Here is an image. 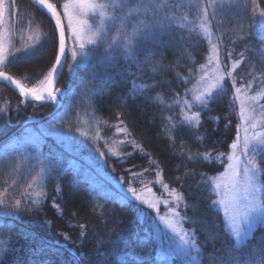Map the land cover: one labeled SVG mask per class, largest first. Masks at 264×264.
<instances>
[{"label": "trees", "instance_id": "trees-1", "mask_svg": "<svg viewBox=\"0 0 264 264\" xmlns=\"http://www.w3.org/2000/svg\"><path fill=\"white\" fill-rule=\"evenodd\" d=\"M50 1L57 6L56 0ZM233 3L231 10L221 11L215 18L212 16L215 9L209 6L213 3L208 0H200L201 8L207 7L208 17H204L198 9H188L186 4L176 13V39L154 49L155 67L150 62L142 61L141 70L133 66L130 68L131 74L125 72L124 76H119L114 73L112 80L103 86H96L91 94L85 89L96 85L92 72H101V69L82 64L71 76L69 72L66 74L59 86L64 87L65 80L68 81L59 111L62 113L65 107H71L60 124V131H67L71 125L72 135L85 140L81 133H87L90 139H87L86 145L80 144L69 150L59 137L56 136L60 140L59 146L46 137L41 151L45 157L51 154L57 158L62 171L59 177L55 171L49 173L47 178L40 180L39 186L33 184L32 189L28 188V184L33 183V178L43 176L41 165L23 158L12 160L11 166L7 161H0V193H4L5 188L12 185L18 176L12 171V166H19L24 175L19 187L7 193L8 199L14 201L29 191L33 199L37 192L43 197L40 212L22 211L19 216L0 217V239L10 240L18 249L4 258V264H24L26 260L29 264H39V261L45 264H161L153 238H144L145 228L140 222L138 205L131 202L123 206L114 197L100 194L81 175L83 167L77 172L69 167L72 159L78 162L88 159L93 168H99L100 173L114 182L123 177V186L134 177L135 188L149 186L156 196L169 197L174 208L177 205L171 193L175 188L184 199L177 210L189 218L181 221L177 217L179 225L185 232L195 233L194 243L200 249L192 251V256L197 258L192 264H220L230 256L247 259L249 252L254 253L264 246V224H256L250 236L236 245L221 210L217 206L209 207L216 201L217 195L214 192L208 194L197 187L200 173L214 177L224 170L229 145L237 136L239 117L231 79L226 81V94L211 105L213 110L199 117L201 123L197 137L190 135L196 128L195 122L191 129L173 127L175 121L198 111L195 104L190 111L185 101L192 99V90L198 86L210 53V42L204 28H208L217 46L224 74L225 69L231 71L234 61L242 60L236 67L237 72L233 73L236 83L246 81L240 75L242 73L264 82V75L261 74L264 35H261L259 23H249L255 19L254 8L257 13L264 10V2L255 0L253 4L252 0H233ZM28 5L27 0H9L12 51L19 55L7 61L1 70L31 85L54 61L50 36L55 29L52 22L39 11L33 12L31 17ZM216 5L218 7L219 3ZM32 18L41 36L39 44L43 43V47L39 55L27 57L21 53L25 46V33L30 24L33 27L30 23ZM241 26L246 33L240 31ZM181 34L183 39L180 38ZM164 40L167 41L168 37H164ZM144 47L151 48V44ZM229 52L232 53L231 60L228 58ZM100 60L101 53H96L91 64H97ZM119 63L122 69L128 68V62L124 59ZM156 82L160 83V87H154ZM21 100L12 89L0 83V154L15 155L17 145L22 140L10 149L2 150L1 146L21 134L18 129L26 119L42 117L47 113V106L33 108L29 103L21 113H17L16 108H22ZM230 101L233 102L231 112ZM53 116L48 121L55 123ZM210 117L218 118V127ZM229 122V127L225 128ZM30 127L33 129L32 124L26 128ZM205 132L206 136L203 135ZM101 152L105 155L101 156ZM112 152L115 154H110ZM209 152L214 163L188 159L190 154ZM193 170L195 175L192 174ZM157 172L160 173L159 182ZM134 173L137 175L134 176ZM261 181L264 196V176H261ZM58 185L61 191H57ZM54 198L60 208L53 207ZM185 206L186 213L183 211ZM46 220L52 222L51 226L45 223ZM80 224L87 226L82 245ZM98 241H103L99 249ZM186 262L189 261L175 258L171 264Z\"/></svg>", "mask_w": 264, "mask_h": 264}, {"label": "snow or ice", "instance_id": "snow-or-ice-1", "mask_svg": "<svg viewBox=\"0 0 264 264\" xmlns=\"http://www.w3.org/2000/svg\"><path fill=\"white\" fill-rule=\"evenodd\" d=\"M255 4V0H252ZM36 6H43L51 13V17L55 20V31L51 33L50 39L53 46L52 56L55 62L51 64V68L45 77V86L42 88H25L15 81L12 76L7 75L3 70H0V78L4 81H9L15 84L19 89V95L24 99L21 103L24 104L29 98L35 102L50 103L54 109L58 104H63V99L67 92L68 81L65 80L64 87H56L60 83V76L63 73L64 64L68 62V54L65 46V26L62 25L61 17H67V31L71 33L74 44L77 46L71 52L72 63L69 64V75L77 69L79 65H91L93 69L99 68L101 72L93 70L92 77L97 82L93 88L85 89V92L91 94L96 86H103L108 81L113 79V74L124 76L125 72L130 73L131 67H136L141 70L142 61H147L155 67V52L154 49L172 43L176 37L175 21L176 13L186 5L182 0H70V3L63 4V12H57V6L48 3L47 0H34ZM215 9L212 14L213 18L221 11L231 10L234 6L233 0H219L217 7L214 2L209 5ZM239 7L238 4L235 5ZM188 9H198L203 12L204 17H208L207 7L201 8L200 0H188ZM3 11V0H0V12ZM254 21L249 23H259L261 25V35H264V10L258 13L253 10ZM57 31L59 33V51H56ZM241 32L246 33V29L240 27ZM164 37H168L165 41ZM183 39V34H181ZM151 44V48H146L144 45ZM43 43L33 45L25 49L24 55L32 57L39 55ZM96 53H101V60L97 64H91L92 58ZM17 56L19 53L16 54ZM242 55V54H241ZM228 58L232 59V53H228ZM124 59L128 62V68L122 69L119 60ZM264 60V56H262ZM3 53L0 51V64H3ZM242 60H236L232 64L233 70L241 64ZM226 74L217 75L213 82L208 83L204 91L195 97L196 108L198 111L192 113L191 116H185L182 120L175 121L173 127L192 128L193 122L196 124L195 130L190 132V135L197 137L199 133L200 119L204 112H211L213 102L219 100L226 94V81L231 79L233 87L236 80L233 71H227ZM261 74L264 75V65L261 66ZM255 79V77H253ZM83 82V78H82ZM154 87H160V83L156 82ZM242 87L247 90L252 87L250 82H246ZM237 99L241 93V87H235ZM147 99V96H145ZM251 101H256L257 97L252 96ZM187 104L188 101H185ZM233 102L229 103V112L232 111ZM71 106L65 107L61 113L57 110L53 116L55 123H48L37 132H31L17 145L15 155L7 153L0 154V161H7L11 166V161L23 158L25 161L34 160L36 164L42 166L43 176L33 178V183L28 184V188L32 189L33 184L39 186L40 180L47 178L49 173L55 171L59 177L62 167L60 161L51 154L44 156L41 151L42 142L46 137L57 136L65 143L66 147L71 150L74 146L87 144V133H81L86 137L85 140H79L72 135V127L69 125L65 132L60 131V124L63 123ZM19 111V109H18ZM257 111L264 113V105L259 108L252 107L247 111L244 105H241V118L247 122L248 127L243 128L244 136L240 138V125L237 126L236 139L229 145L232 150L227 155L228 165L224 173L217 177H208L204 173H200V181L197 182V187L201 190L212 194L213 192L220 197L213 201L210 208L216 205L223 206L225 215L231 221L232 232L237 238V243L248 235L254 224H264V196H261L262 181L261 176H264V118L256 119ZM29 119H34L30 117ZM214 119L218 127V118ZM231 122L225 124L228 128ZM260 129V130H258ZM99 134H97L98 137ZM204 136L207 135L205 132ZM101 156L105 153L101 152ZM223 158L222 155L220 157ZM189 161H203L205 163H214L212 153L190 154ZM257 159L259 163H257ZM12 171L18 173L17 178L12 185L5 188L4 193H0V217L3 216H19L23 212H40L43 203L42 194L37 192L36 198L33 199L31 191L22 194L21 198L9 200L7 193L13 192L19 187L20 180L24 173L19 166H12ZM193 175L195 171L193 170ZM134 176L137 174H133ZM160 173L157 172L159 182ZM115 180V178L113 177ZM179 179V178H178ZM131 184V181H128ZM119 185L118 192L121 200H127L130 203L132 198L141 205H147L149 209H155L156 204L146 199L143 194L129 186L124 189L123 177L116 181ZM211 185V187H209ZM167 189V185L164 186ZM61 187L57 186V191H61ZM225 193L221 195V192ZM148 192L152 189L148 188ZM130 194V195H129ZM175 197L174 203L176 208H171L170 212L173 217H178L181 221L189 219L186 215L182 216L181 211L177 210L184 202L183 197L175 188L172 193ZM167 203V202H166ZM53 207L60 208V205L55 203L53 199ZM187 206L183 209L186 213ZM140 222L145 228V239L152 238L159 242L157 250V258L161 264H171L177 254L183 255L189 262L195 261L197 258L192 256V250L200 251L196 248L195 233L179 231L172 221H169L164 216H157L150 219V213H146L142 208L137 206ZM62 215V212L60 213ZM51 226V221H45ZM135 223V222H134ZM164 225L161 229L160 225ZM74 227V225H70ZM80 243L83 244L84 238L87 235V226L80 224ZM171 233V235H170ZM67 240L68 238L65 237ZM103 241L97 242V248ZM166 245V247H165ZM46 247V246H45ZM18 251L10 240L0 239V264H4V258ZM242 255V254H241ZM137 259V258H134ZM24 264H29L26 260ZM36 264V262H33ZM39 264H45L44 261H39ZM220 264H264V246L259 247L254 253L249 252L247 259L237 257H227Z\"/></svg>", "mask_w": 264, "mask_h": 264}, {"label": "rangeland", "instance_id": "rangeland-1", "mask_svg": "<svg viewBox=\"0 0 264 264\" xmlns=\"http://www.w3.org/2000/svg\"><path fill=\"white\" fill-rule=\"evenodd\" d=\"M47 1L49 3H51V4H53L54 6H56L52 1H50V0H47ZM262 1L264 2V0H262ZM27 2L29 4L28 5V10L30 12V16L31 17H32L33 12H35L36 10L39 11L40 13H42L43 15H45L43 12L38 10L34 5H32L28 0H27ZM182 2L185 5L188 4V0H182ZM208 2L209 3H214V2L215 3H219V0H208ZM65 3H70V0H59V6L57 7L58 13H62L63 12V7L62 6ZM11 15L12 14H11L10 9H9V0H3V11L0 12V51H2V53H3L4 61H3V64H0V70L3 68V66L5 65V63L7 61H9L10 59H16V57H17V55H16L17 52H15L14 50L12 51V48H13V46H12L13 37H12V31H11L12 30V27H11L12 21L10 19ZM62 19H63V24H64L65 29H66V31H65L66 32V41H67L66 51H67V54H68V62L65 63V66L63 68V73L60 76V83L58 85H56V87H59L60 84H61L62 79H64L66 77V74L68 75L69 64L72 63L71 52L77 47L74 44V42H73V38L71 36V33L68 32L67 28H66L67 23H68L67 17L62 16ZM33 21L34 20L32 18L30 23H32L33 27H31V24H30L29 29L25 33L26 34V41L24 43L25 46L23 48V51H22L21 55L22 54L24 55L25 49H28V48H30L33 45H39V43H40V37L41 36H40V33H39L38 29L35 28V26L33 24ZM52 24H53L54 29H55V24L53 22H52ZM204 33L206 35L207 41L210 42V53H209L208 59L206 61V64L203 66V70H202V73L200 75L201 77L198 80L199 83L197 82L198 86H197V88L195 90H192V99L190 100V102L187 103L189 105H187L186 107H189L190 111L192 110V107L194 106V104H196L195 97L197 95L201 94L204 91V89L206 88L207 84L213 82L217 75L224 74V71H223V69L220 66L221 63H220V60H219V54H218L217 46L215 45V42H214V40H213L208 28H204ZM56 51L57 52L59 51V38H58V35H57V40H56ZM54 62H55V58H54L53 63ZM50 68L39 79L35 80L31 85H29L28 82L26 80H24V79L16 78V77H14V76H12V75H10L8 73H6V74L12 76L13 79L19 81L20 84L22 86H24L25 88H30V87L36 86L37 84L41 83L43 81V79H45V77L47 76V73L50 70ZM237 70H238V68H235V70H233V68L231 67V71H233V73L237 72ZM240 75L246 81H240L239 84H237V83L235 84V87H241V93L239 94V98L238 99H237V93L235 92V90H234V93H235V98H236V102H237V113H238V117H239V124L238 125H240V138L242 139L243 136H244L243 128L244 127H248L249 125L247 124V122L245 120H243L241 118V105L243 104L247 111H250L252 107L259 108L260 105H264V82L263 81L260 82L256 78L254 79L253 77L250 78L249 74L244 76L243 73H242ZM246 82H250L252 84V87L250 89L245 90L242 87V85L244 83H246ZM3 84H5L6 86H8L10 89H12L14 91L13 87L10 86L8 83H3ZM235 87H234V89H235ZM252 96H256L257 97L256 101H251L250 98ZM26 103H28V102H26ZM26 103L22 104V108L21 109L16 108L17 113H21L22 112L23 107L27 106ZM29 104H31L33 108H36L37 106H47V108L45 109V111L47 110V113L44 116H42V117H36L35 118V119H37L36 121H34L32 123H28V124L25 125V122L27 120H29V118L26 119L22 123V125L19 127V129H18V130L21 131V134L19 136H17V137H14V138L10 139L5 145L1 146L2 150L10 149V148L16 146L30 132H34V131L37 132L40 129H42L43 127H45V125L47 126V124L50 123L49 122L50 120L48 121V119H50L53 116V114H55L57 112V110H59L61 108V106H62V104H61L58 109H57V106L54 109V107L50 103H48V104L47 103L46 104L29 103ZM18 109H19V111H18ZM14 111H15V109H14ZM187 116H191V115H187ZM255 118L256 119L264 118V113H262L260 111H257L256 114H255ZM30 124H32L33 129L31 127L30 128H26ZM258 130H260V129H258ZM48 138L56 146H59L58 145V141H60V140L56 139V136H53L52 138H51V136H49ZM231 151L232 150L230 149L229 153ZM57 154H58V152H57ZM110 154L114 155L115 153L112 152ZM99 159H100V157H99ZM226 160H227V156H226ZM227 165H228V160L226 162L224 170L221 173L225 172V169L227 168ZM69 167H71L76 172L80 171V168L83 167V171L81 172V175H84L85 176V180L88 183H90V185L93 188H96L97 190H99L100 194H102L103 196H107V197H110V198L114 197V200L118 204L123 205V206H126V205H128L130 203L127 200H121L120 199V194L118 192L119 185H117L116 182L112 181V179L106 178L102 173H100V171H98L99 168L98 169L96 167L93 168L92 165L89 163L88 159H84V161H81V162H78V161L72 159V160L69 161ZM221 173H219L218 175H216L214 177L220 176ZM134 179L135 178L132 177V180H130L131 184L128 183L126 186H123L125 190L129 186L135 188V186L133 185V180ZM148 188H149V186H138L135 189L137 190V192L143 194L146 199H148L152 203L156 204V208L155 209H149L147 207V205L139 204V202L135 201L134 198H132V202L135 203L136 205H139L146 213H150V219L151 218H155L157 216H164L169 221H172L179 231L185 232L184 229L179 225L177 217H173V215L170 212V209L174 208V207L171 206V205H173V203H172L171 200L168 199L169 197L160 198V197L156 196L152 191L148 192L147 191ZM224 194L225 193L222 190L221 195H224ZM261 196H263V187H262ZM219 198L220 197L217 196L216 200H218ZM216 206L223 213L225 221H226V226H227L230 234L232 235L235 244L236 245H240V243H242L246 238H248L250 236V234L254 230L256 224H254L252 226V229L248 233V235L246 237H244L242 240H240L239 243H237V238H236L235 234L232 232L231 221H230L229 217L225 215L223 206H221V205H216ZM160 227H161V229H164V225L163 224H161ZM170 235H171V233H170ZM152 238H153L154 242L156 243L155 245H156L157 249H159L160 245H159V242L155 239L154 234H152ZM165 247H166V245H165ZM175 258H177V260H186V261H188L181 254H177L175 256ZM191 262H190V264H192ZM186 264H189V262H186Z\"/></svg>", "mask_w": 264, "mask_h": 264}, {"label": "water", "instance_id": "water-1", "mask_svg": "<svg viewBox=\"0 0 264 264\" xmlns=\"http://www.w3.org/2000/svg\"><path fill=\"white\" fill-rule=\"evenodd\" d=\"M32 5H34L38 10H40L41 12H43L54 24H55V20L51 17V13H49L48 11H47V9H45V8H43V6H36L35 4H34V0H28ZM48 2V1H47ZM58 12V11H57ZM61 20H62V25L64 26V24H63V19H62V17H61ZM57 35H58V38H59V33H58V31H57ZM67 45V41H66V32H65V46ZM64 66H65V64H64ZM0 83H5L4 81H3V79L2 78H0ZM14 89V88H13ZM14 91H15V93L21 98V99H24L23 97H21L20 95H19V93L14 89ZM26 102H28V103H37V104H46V103H41V102H35V101H32L30 98H29V100L28 101H26ZM48 104V103H47ZM60 105L61 104H58L57 105V109L60 107ZM37 119H29V120H27L26 122H25V125L26 124H28V123H32V122H34V121H36Z\"/></svg>", "mask_w": 264, "mask_h": 264}, {"label": "bare ground", "instance_id": "bare-ground-1", "mask_svg": "<svg viewBox=\"0 0 264 264\" xmlns=\"http://www.w3.org/2000/svg\"><path fill=\"white\" fill-rule=\"evenodd\" d=\"M49 3V2H48ZM15 80V79H14ZM4 81V80H3ZM15 81H17V80H15ZM5 83H8L10 86H12L18 93H19V89L16 87V85L15 84H12L11 82H9V81H4ZM19 82V81H18ZM19 84H20V82H19ZM21 85V84H20ZM22 86V85H21ZM45 86V79H43V81L41 82V83H39V84H37L36 86H33V87H30V88H42V87H44ZM24 87V86H23Z\"/></svg>", "mask_w": 264, "mask_h": 264}]
</instances>
